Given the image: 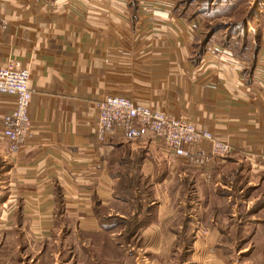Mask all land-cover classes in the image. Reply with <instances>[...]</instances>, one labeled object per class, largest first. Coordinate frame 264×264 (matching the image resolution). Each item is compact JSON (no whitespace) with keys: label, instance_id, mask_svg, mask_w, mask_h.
<instances>
[{"label":"crops","instance_id":"crops-1","mask_svg":"<svg viewBox=\"0 0 264 264\" xmlns=\"http://www.w3.org/2000/svg\"><path fill=\"white\" fill-rule=\"evenodd\" d=\"M173 2L0 0V67L13 59L28 68L32 91L30 134L14 154L2 136V117L12 111L14 97L0 94V264H55L47 246L58 232L70 240L92 237L115 202L120 165L113 156L140 145L153 150L141 171H160L166 195L175 178L181 180L177 194L185 179L203 186L192 216L189 204L179 200L173 208L165 198L157 219L141 227L146 245L140 249L153 254L149 262L181 257L184 264H243L235 257L250 247L257 228L264 232V166L256 158L264 153V23L250 58L213 41L197 59L202 21L187 18ZM109 95L186 115L196 128L227 142L231 154L213 162L207 179L203 169L165 154L149 139L115 135L100 142L95 104ZM231 160L248 166L245 185L234 199L219 192L214 198L217 204L226 198L222 204L230 203L233 218H207L217 193L200 177L220 183L221 168ZM157 183L156 197L162 196ZM186 226L188 244L180 239Z\"/></svg>","mask_w":264,"mask_h":264},{"label":"rangeland","instance_id":"rangeland-1","mask_svg":"<svg viewBox=\"0 0 264 264\" xmlns=\"http://www.w3.org/2000/svg\"><path fill=\"white\" fill-rule=\"evenodd\" d=\"M173 1L177 11L184 13L187 18L197 16L202 21L203 32L193 49L197 59L213 41L223 45L232 55L246 58L252 56L254 47L260 41V27L264 23V0ZM152 151L148 145L146 147L140 145L136 148L129 146L113 156L112 160L118 162L120 166L117 168L118 165L114 163L118 169L115 168L118 171V177L115 178L113 184L116 198L110 215L100 221L101 229L95 232L92 237L88 236L87 241H84L85 236H78L80 238L78 240L76 237L74 240H70L66 235H60L62 232L60 234L58 232V239L47 246L54 253L49 261H56L55 264H92L90 257L92 254L93 264H152L149 261L153 254L140 249V246L146 245L140 240L141 229L136 228L138 230L136 236L132 235L136 230L135 219L139 222V226L141 222H149V219L156 220L157 209L160 207L159 205L166 202L165 198L168 201L171 200L169 203L173 208L179 206V200L185 205L189 204L192 216V211L193 213L197 211L198 205L195 204L200 198L201 189H203L200 184V187H197V184L194 183V186L196 185L194 187L192 181L185 179L186 183L184 182V186H182L183 193L177 194V191L180 192L177 186L181 180L175 178L170 186L171 192L167 190L168 194L166 195L165 186L160 184V171L156 173L153 169L151 176L147 174L149 170L145 173L141 171L144 162L152 156ZM153 154L160 156V153L155 150ZM147 164L151 165L150 169H152V164L150 162ZM226 165V169L221 168L223 175L219 180L220 183H216L218 180L213 179L212 176L209 180L200 177L199 182L203 183L204 187L216 188L215 193H217L211 200V204L216 206H211L213 210L206 211L207 218L232 219L233 215L227 206L230 203L222 204L224 200L227 201L226 198L218 197L221 203L217 204L214 197H217L219 192L234 199L237 197L235 192L245 185L248 166L245 163L240 165L234 160L226 162ZM155 183L159 190L157 192H161L162 196L159 193L156 197ZM252 185V187H258L257 184ZM241 209L243 213L245 210ZM215 212L218 215H215ZM242 217H248V214L243 213ZM257 229L250 247L243 250V254H238V256L234 253L235 259L243 264H247V262L249 264H264V232L263 229ZM235 236L236 234L232 233L231 238H235ZM231 238L229 237L231 242L234 241ZM243 245L245 248L247 243H243L241 246ZM184 260L181 257L180 259L176 257L173 261H168L165 264H184Z\"/></svg>","mask_w":264,"mask_h":264},{"label":"built area","instance_id":"built-area-1","mask_svg":"<svg viewBox=\"0 0 264 264\" xmlns=\"http://www.w3.org/2000/svg\"><path fill=\"white\" fill-rule=\"evenodd\" d=\"M29 82V70L20 62L10 59L0 67V94L14 97L12 111L2 117L5 125L2 136L8 141V150L12 154L17 153L31 130L29 107L32 91ZM95 107L98 141L106 142L115 135L126 141L149 139L165 154L181 159L188 166L203 169L207 179L213 162L231 154V146L227 142L217 139L210 130L196 128L186 115L153 111L118 95L106 96ZM256 158L264 166V153Z\"/></svg>","mask_w":264,"mask_h":264},{"label":"trees","instance_id":"trees-1","mask_svg":"<svg viewBox=\"0 0 264 264\" xmlns=\"http://www.w3.org/2000/svg\"><path fill=\"white\" fill-rule=\"evenodd\" d=\"M255 48H256V46L254 47V49H253V52L255 51ZM240 55H241V53H240ZM108 216H104L103 217V219L104 218H107ZM102 219V220H103ZM182 219H186V217H184V216H182ZM135 221L137 222V223H135V229L136 228H140L141 229V227L144 225V223H140V226H139V222L135 219ZM143 221V220H142ZM189 229V226H186L185 227V229H184V233H180V239H181V242H183L184 244H188V240H189V238H190V235L188 236V232H187V230ZM137 229L134 231V233L132 234L133 236H136V234H137ZM131 235V236H132ZM124 237V236H123ZM181 242H180V244H181Z\"/></svg>","mask_w":264,"mask_h":264}]
</instances>
